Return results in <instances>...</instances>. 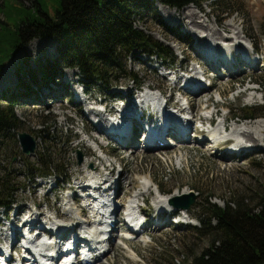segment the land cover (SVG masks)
<instances>
[{
  "label": "rangeland",
  "instance_id": "374dc122",
  "mask_svg": "<svg viewBox=\"0 0 264 264\" xmlns=\"http://www.w3.org/2000/svg\"><path fill=\"white\" fill-rule=\"evenodd\" d=\"M22 1L25 5H31L33 0ZM2 3V6H4L5 2ZM229 5L233 8H222V6L212 8V0H207L202 2L201 5L189 3L181 7L169 6L168 8L166 5L161 6L157 2L156 14L152 11H146L141 17L136 18V24L157 40L170 45L175 51V59L169 58L165 61L155 54H147L135 48L126 56V60L129 69L135 70L139 75V79L143 80V86L156 85L157 92L160 88H163L164 95L167 98L172 95V86L182 81L178 76H183V73L188 74L190 72L188 70L194 67H201V63L205 64L206 59L204 58L206 57L204 55L205 51L209 50V46L214 45L216 48V44L220 46L223 43H229L231 46L236 43L243 45V47L247 46V49L244 50L248 51L247 54L250 57L257 58L256 64L242 63L237 57H228L232 64L235 60L240 61L239 64H234L231 72L227 71L223 65L216 64V71L210 70L211 75L215 77L211 78L210 83L206 85L210 91L207 89L209 92H205V97L211 95L212 98V103L208 104L210 109L215 110L219 116L228 113L229 124L232 128L238 123L253 124L256 120L264 121V115L250 119L244 118L243 114L245 112L242 109L246 104L259 103L264 100L262 92L264 87L260 83V79L264 76V57H262L264 56V25H262L264 0H230ZM164 7L180 14L189 9L196 17L199 30L194 32L187 28L183 22L179 21L178 23L176 21L178 16H174L175 12H170ZM10 12L16 11L10 9ZM198 19L204 27L199 24ZM0 20L11 21V18L2 11L0 12ZM225 24L235 32L236 30L237 32L239 30L243 31V33L240 32L237 35L239 36L238 40H234L232 43L221 41L220 38H213L207 31L205 32V30L209 31V28L213 27L220 29L224 33L222 35L228 36V31L221 28ZM10 28L13 27L10 26ZM201 32H204V34L201 35ZM198 38L202 41H208V46H199ZM57 43V37L55 36H35L22 46L15 56L3 66V72L0 74V93L13 94L16 91V82L19 77L23 76L20 70L21 67L26 71H36V69L39 71L40 62L52 60L58 54ZM255 44L256 46H254ZM249 46L252 49L260 48L261 54L252 53ZM240 54L242 55V52ZM206 61L209 62L210 60ZM61 69L63 75L57 78V84L53 89L47 86L42 87L38 97L25 95L16 106V112L21 118L18 130L19 132L28 131L36 136L37 148L35 152L30 154L23 152L19 133L17 136L11 135L8 139L2 140L0 146V172L4 169V165H9L12 168L11 176L15 178L19 186V189L15 191L16 205L23 203L27 207L30 206L29 209H32L38 215L45 212L46 214L44 213L41 217L44 222L47 215H52L54 218H56L55 215L64 217L65 220L69 221L66 213H64V208L70 206L71 203L76 207L73 199L70 198L69 192L72 193L73 191L69 189V186L75 184L77 180V167L86 165L87 161L85 160H91L94 167L99 162L97 157L105 156L100 149L96 148L93 140L87 138L86 144L80 143V138L86 135L82 131L84 125L87 124L92 131L96 128L93 122L86 121L87 118L92 116L89 112L90 108L95 110L100 108H96L94 104L99 102V99H103L105 104H109L113 98H118V95H116L118 92L121 95L125 93L124 96L130 89L136 92V82L125 76L117 78L115 75H111L107 81L98 80L89 83L90 90L88 85L84 84L83 89L87 90V95L92 101L80 102L78 98H83L82 74L76 67H61ZM7 74L10 75L8 83L4 80ZM193 74L196 75V72ZM205 78L207 81V76ZM214 80L215 86L213 85ZM115 83L116 85H114ZM251 87L253 90L250 89ZM112 92L113 94L116 93L114 97L111 95ZM180 97L183 98L181 93L177 92L172 95V101L174 102ZM205 99H202V101ZM213 102H217V104L214 105ZM167 108H170V105ZM208 112L209 110L204 108L199 110V113L209 114ZM157 116H159V113ZM252 124L240 126H252ZM255 132L257 136L264 137V131L260 132L257 129ZM206 134L211 136L209 132ZM96 135L99 136H97L98 141H105L102 139L101 134L96 133ZM204 137V134H197L192 128L188 130L187 137H185L187 141L182 139L184 137L178 136L176 138L166 133L162 141L167 142V148L169 149H161L162 147L157 146L150 148L151 150L139 148L141 152L135 157L130 156L131 158L128 156L132 152V148L128 149L129 145L128 148H122L121 145H118L121 149H118L117 146H107L110 155L113 153L109 156V159L116 163V172L120 170L119 161L117 160L122 159L121 163L128 171L127 174L133 178L131 186L127 187L125 185V179L123 180L125 186L119 184L121 194L119 192L117 201L121 202V205L125 202L122 194L127 188V194L136 190V192H139L141 190L139 182L148 178L151 180L153 191L148 196V209L146 208L149 213L144 211L142 219L154 223L155 226H150L147 229L141 228L131 239L123 235L126 228H117L119 235H117L115 241L116 247L104 255L101 262L99 261L96 264H191L194 256L202 252L211 238L198 231L196 232L192 226L199 224L197 217H201L203 214L201 203L203 197L210 193L214 194L213 200L223 204L224 199L233 197L237 192H241L248 197H254L256 192L264 190V140H262V150L253 151L255 148L252 146L247 154H245L246 151H242L232 157H227L224 156L223 152L234 150L232 147L237 141L235 138L233 142L224 144L219 151V148L209 150L206 139L202 141ZM135 139L138 140L139 138L135 137ZM196 139L199 141H196ZM141 142L144 143V140H141ZM47 145L51 154L47 155L46 158L52 159L47 162L53 163L50 168L54 174L51 177L42 176L41 172L45 166L41 169L40 163L38 168H32L37 165L39 154L46 153ZM88 151H93L96 158L95 156H88ZM60 168H64L66 172L61 174ZM101 169L103 170L102 167ZM79 172L82 173V176H78L79 178L87 177L82 168ZM33 174L36 175L30 177ZM44 181H46L45 184H43ZM55 182H58L57 188L55 187L56 190H50ZM157 186L161 191L166 192L167 194H164L169 197L171 194L182 195L186 193L183 191L191 190L190 193H194L195 201L187 209L191 211L192 215L182 212L181 217H176L175 215H169V211L166 210L169 205L166 202H164L163 207L156 205ZM62 187L63 189H59ZM78 193L81 194V191L79 190ZM82 198L83 196L78 198L81 203L83 202ZM174 205L171 204L170 207L174 208ZM55 206L57 208H53ZM27 207L25 209L29 210ZM0 209V221L4 224L9 223L12 215L11 211L13 212L14 209L11 211L9 209L5 210L3 207ZM156 211L159 212L156 213ZM62 212L64 214L60 216ZM24 214H27V212H23L21 220L17 222L20 232L27 229ZM30 214L32 213H29L26 218H29ZM77 220L79 221L78 217ZM163 220L165 223H161ZM50 223L44 224L48 226ZM68 224L71 226L73 223ZM31 231L34 237L37 236L38 230L33 228ZM44 233L45 231L42 235ZM69 235L60 243L64 247H67V244L64 243H70ZM0 242L7 245L9 243L8 240H0ZM130 247L136 252L134 256L130 255ZM21 251H24V248H18L16 252H13V257L16 255L15 253L19 254ZM76 254V259L83 256L79 255V250ZM61 259L62 257H57L55 261L61 262ZM23 264L27 263L23 262ZM260 264H264V262Z\"/></svg>",
  "mask_w": 264,
  "mask_h": 264
},
{
  "label": "trees",
  "instance_id": "16d2710c",
  "mask_svg": "<svg viewBox=\"0 0 264 264\" xmlns=\"http://www.w3.org/2000/svg\"><path fill=\"white\" fill-rule=\"evenodd\" d=\"M207 0H33L25 5L22 0L0 2V12L11 21L0 20V74L3 66L29 40L35 36L57 37V55L50 61L40 62L39 71L21 67L13 94L0 93V146L2 140L17 136L21 118L16 106L23 96L38 97L42 87L54 88L57 78L63 75L61 67H76L82 74V84L109 76H125L141 86L143 80L135 70L129 69L126 56L138 48L155 54L162 60L175 59L174 49L157 40L136 24V18L146 11L156 14L157 2L166 6L181 7L189 3L201 5ZM2 2H5L2 6ZM212 8H228L230 0H212ZM10 9L16 12H10ZM262 25H264V20ZM12 26L13 28H10ZM190 39V38H189ZM61 72V73H59ZM264 87V76L260 79ZM263 96H264V90ZM245 116L264 115V100L242 107ZM263 113V114H262ZM237 116V115H236ZM46 153L39 154L42 176L54 174L48 145ZM1 151V150H0ZM0 172V208L10 209L15 191L19 189L12 168L4 165ZM61 174L66 171L60 168ZM37 174V173H36ZM36 174L30 175V177ZM207 194L201 203L203 214L199 224L192 225L196 232L210 236L209 244L191 264H260L264 262V190L248 197L237 192L224 203ZM1 210V209H0Z\"/></svg>",
  "mask_w": 264,
  "mask_h": 264
},
{
  "label": "bare ground",
  "instance_id": "6f19581e",
  "mask_svg": "<svg viewBox=\"0 0 264 264\" xmlns=\"http://www.w3.org/2000/svg\"><path fill=\"white\" fill-rule=\"evenodd\" d=\"M160 4V3H159ZM162 6V4H161ZM165 6V5H164ZM169 8V6H167ZM165 9H168L166 7H164ZM169 10V9H168ZM170 11V10H169ZM170 12H175L174 16H178V19L176 20L178 23L179 21L183 22V24L189 28L192 31H198L199 30V25L196 22V17L194 16V13L192 11H190L189 9L186 10L184 13L180 14L177 11H170ZM178 14V15H177ZM180 14V15H179ZM170 16V15H169ZM198 22L201 26H203V23L200 22V20L198 19ZM221 25V24H220ZM204 27V26H203ZM223 30L228 31V36H224L222 35L223 32H221L220 29H215L213 27L209 28L208 30H205V32L207 31L209 33L210 36H212L213 38H220L221 41H227V42H234V40H238L239 36H237L240 32L243 33L242 30H239L237 32L232 30V28L228 25H223L221 27ZM188 29V30H189ZM203 35L204 32H201ZM224 34V33H223ZM219 42V41H216ZM198 44L199 46H203L206 47V45L208 46V41H202L200 38H198ZM202 44V45H201ZM195 48V47H194ZM217 48V49H216ZM216 48L213 46H209V50L205 51V57L204 59L206 60H210L209 62H207L205 60V65L204 63H201V67H194L193 69H189L188 71H192L194 70L196 72V74L198 72H203L204 75L209 76L210 79L214 78L215 76H212L210 73V70L216 71V64L223 65L227 71L231 72L233 65L234 64H239V62L241 61L242 63H257V58L255 59V57H250L249 54H247V46L243 47V45L241 44H234V45H230L229 43H223V45H217L216 44ZM242 48V49H240ZM257 48V47H256ZM238 50V53H235L234 50ZM242 52V55H240L239 53ZM222 53H227V57L223 56ZM208 57V59H207ZM228 57H237L240 59V61L235 60L234 64H232V62L229 61ZM226 58V59H225ZM254 60V61H253ZM259 60V59H258ZM201 62V60H200ZM210 65V67H209ZM259 65V64H258ZM232 66V67H229ZM247 66V65H246ZM250 67V66H249ZM201 69V70H200ZM220 70V69H219ZM191 72L189 73L192 74L194 76L193 73L195 72ZM8 72V71H7ZM235 74V73H234ZM183 76H178V78H184L186 77V79L190 78L189 76H186L184 73L182 74ZM214 75V74H213ZM64 77V76H63ZM10 79V75L7 74L6 77H4V80L7 82ZM213 80V79H212ZM210 81V80H209ZM8 83V82H7ZM212 85V84H211ZM213 85L215 86V80L213 81ZM151 88H156V85H152L149 84L147 85ZM178 85L175 84L173 86V88H177ZM193 88H196L195 90H193ZM158 89V88H156ZM209 88L207 86H204L200 80H198L195 84H190L189 86H186L182 89V94L184 96H187L189 104H190V108L192 109L193 112V117H196L197 119H201V120H206L209 119V115L210 114H206V113H199V110L205 108L207 106V104L212 103V98L211 95L206 96L205 97V92L208 93ZM251 90L252 87L250 88ZM84 91L87 92L86 89H84ZM159 91L163 94L164 93V89L160 88ZM134 92V90L130 89L128 90V93H125L123 95H121V93H117L116 95H118V98H122L124 101L123 106L126 107V110L128 111L129 114L126 115V117L124 116V108H122L121 103L119 102L118 105H110L109 104H105L106 106V110H109L110 112H113L116 117L115 119H113V122H115V120H117V122L114 125V129L116 130V134L118 135V137L121 139V144H123V148L127 147L128 145L130 146L128 149L132 148V152L130 154H128L129 158H131L130 156H136L139 152H141V149L139 148H144L146 150H151L150 148H155L154 146L157 147H162L161 149L165 148L166 150L169 149L167 148V142L162 141L163 140V136L165 135V133L169 134V135H173L176 137L177 134L183 132L184 133V140L185 137H187V129L188 127H191L195 132L198 133H205L204 128H201L200 126L197 125V123L194 122V119L192 118L191 120L188 121H183L182 123H179L175 120V118L171 115L170 116V121L168 125H162V123H160V119H154V115H157L160 111V109H158V107L156 106L157 102L162 101V97L161 96H157V95H152L150 99H148V94L146 92H140L139 94H137L136 96L130 98V94H132ZM88 94V93H87ZM136 97V99H135ZM164 97L166 98V96L164 95ZM172 98V96H170ZM89 98V97H88ZM206 98L205 100L202 101V99ZM107 99V98H106ZM183 98H179L174 100V103L176 105V111H185L186 112V108L187 106L185 105V101L182 100ZM92 101V100H90ZM182 102V103H181ZM98 103V102H95ZM107 103V102H106ZM214 105L217 104V102H213ZM154 107V109H151V107ZM209 107V105H208ZM98 108V107H96ZM147 108H149V119H150V133L151 135L155 138V141L151 144L148 145L146 141L141 142L142 140V135L145 136L146 133V129L147 127L144 126V131H142V133L140 134L139 139H135V134H136V130H137V126H141V119L143 117V115L145 114ZM169 110V109H168ZM165 111V108H164ZM89 112L93 115H95L97 117L98 120H100L98 123H94V126H96V128L94 129V131L91 130V128L89 126L84 125L83 126V132L86 134L85 137H81L80 138V143L81 144H86V139H97L96 133L99 134H105V129H104V125L106 126L107 121H108V116H107V112L103 111L101 108L98 109H94V108H90ZM213 112H215V110H213ZM228 114V113H227ZM227 114H225L224 116H219L218 115V120L220 117V121L217 123L216 127L221 128L222 126H228V121H229V117L227 116ZM137 115V116H136ZM230 115V113H229ZM187 116V115H186ZM245 116V115H244ZM147 117V115H146ZM136 118V119H135ZM135 119V120H134ZM146 120V118H144ZM125 120H129L130 124H125L124 121ZM244 124H252V123H244ZM242 123H238L236 126H234L232 128V130L230 131L229 136H232L231 138H234L237 140L234 145H233V151H228V152H223L224 156L227 157H232L236 154H238V152H242V151H246L243 152L245 154L248 153L249 150H251L252 146L255 148V150H262L263 149V144H262V140H264V137L261 136H257L255 133V131L257 129L260 130V132L264 131V121H254V123L252 124V126L249 125H245L240 126V125H244ZM215 133H217V135H204L205 137L203 138L202 141H204L206 139V142L208 143V149L209 150H214V149H218L219 151L223 148L222 146H224L225 142L229 143L232 142V139H229L227 141L226 138H219V136H222V131H218L216 130ZM109 138H114V135H108ZM190 138V137H189ZM87 139V140H88ZM140 140V141H139ZM139 141V142H138ZM187 141V140H186ZM196 141H199L198 139H196ZM101 150L104 153V157L103 156H98V164H95V166L93 167V163L91 162V160H85L87 161L86 165L84 166H78L76 169V175H77V180L75 181V184H73L71 187L74 189L72 191H74L73 193H70V198L73 199L76 207L71 203L70 206H66L65 212L66 216L68 218L69 221L65 220L64 217H58L55 215L56 219L54 218L52 215H47L46 221L44 222V219H41L42 215L45 213H41L40 215L36 214L35 211H33L32 209H29L30 206L27 207V205L25 204H19L16 212L13 211L12 215L10 216V221L9 223H5L0 221V240L2 241H7L10 238L15 239L19 234H21V232L19 231V226H17V222L21 220V214L22 212H27V214H24V222L26 223V226L29 225L30 228L32 227H36L39 229L40 234H37V236L35 238L33 237H28V245H30L29 252L32 254V256H36V254L33 253V249H32V244L34 243L35 245V250L36 251H40V252H49L47 255L44 256H40V260L43 261H48L49 264H84V262L82 261L83 258H75L72 261H68V255L66 254L65 257H63L61 259V262L55 261V257L53 255H50V253L54 252V251H60L59 248L63 249L64 246L60 245V240H62L60 237L66 239L69 235V237H71L73 232H78L77 234H79L78 236V240H76V244H73L75 251L76 250H82L80 252L79 255H81L82 253H84L88 258H95L94 261H92V264H96L97 262H101V258L106 255L107 253H109L111 250H113L116 246L115 241L117 238V235H119L117 233V228L119 227H123L127 229V221L125 220L124 217V213L122 211V208L124 207V203L122 204V207H120L121 202L117 201L114 202V204L109 208V211L107 208L103 209V213L102 211H96V213L100 216L99 220H98V224L94 225L95 221L92 220L91 215L94 211V204L93 202H95L96 200H98L99 197H93V195L89 192H86L85 195L82 194L83 196V202L81 203L79 201V195H77V190L82 188L83 190L88 191L92 185H90L93 181L95 183V188L99 189L101 194H105L108 190V188L103 187V185H106V181L109 178H114V183L117 186V192L121 193V189L119 184H123V180L125 179V185L131 186L133 184V178L131 175L127 174L128 171L123 167V170H118L116 172V163H114L113 161H111L109 159V156L107 157V155H110V152L107 150V145L105 141V144H103L100 141H97ZM189 142V141H188ZM141 143V145H140ZM179 143V142H177ZM227 143V144H228ZM169 145V144H168ZM156 150V149H155ZM88 156H93L94 152H87ZM139 156V155H138ZM125 157V156H124ZM120 159V158H119ZM125 159V158H124ZM230 159V158H229ZM122 160V159H121ZM120 160V161H121ZM129 160V159H128ZM181 160V159H180ZM118 161V160H117ZM91 162V163H90ZM122 165V163H121ZM103 166V168L105 169V171L100 170L101 167ZM83 169L84 172L86 173L85 176H87L86 178L82 177L79 178L78 176H82V173L79 172L80 169ZM118 173V175H117ZM128 182H127V180ZM151 180L148 179H144L143 181L139 182V185L141 186V190L139 192H134L133 193V199L130 200L131 203L130 205H134V202L136 201V197H141L144 196L145 199H147V197L149 196V194L153 191V189L151 188ZM46 181H44L43 184H45ZM123 184V186H125ZM122 186V187H123ZM53 187H51L50 190H52ZM159 191H161V189L159 188ZM191 190H185L183 192H190ZM179 192V191H178ZM182 192V193H183ZM176 195L178 194H171L170 197L167 196V198L172 202L173 198L176 197ZM166 198V199H167ZM165 199V200H166ZM95 200V201H94ZM69 202V200H68ZM67 202V203H68ZM155 202L160 205V207L164 206V201L162 197H159L158 195L156 196ZM28 208L29 210H26L25 208ZM53 208H57L56 206ZM26 210V211H25ZM62 210V209H61ZM39 211V210H36ZM159 211H156V213H158ZM189 213L191 214V211H188L187 208H185V213ZM29 213L30 217H28ZM62 212V214L60 216H63L64 214ZM133 213H136V207L133 206ZM46 214V213H45ZM34 215V216H31ZM59 215V214H58ZM52 216V217H49ZM81 216V217H79ZM87 216V217H85ZM77 217L79 219V221L77 220ZM139 218V217H136ZM62 219V220H60ZM110 220V225H112V230L110 231V236L106 237L107 231H106V226H104V222L106 220ZM48 224V222H51L52 224L56 225V228L54 230H52L51 232L47 229V225H45L44 223ZM73 223L71 226H69L68 223ZM149 222V221H148ZM147 221L141 222L137 221L135 222V225H132L134 229H136L138 227V225H140V229L141 228H149L150 226H153L154 223H148ZM50 223V224H51ZM138 223V225H136ZM140 223V224H139ZM161 223H165L164 220ZM42 224L44 225L42 227ZM41 225V227H40ZM162 225V224H161ZM155 226V225H154ZM87 228H92L96 231H98V236H101L100 239H96L93 240V238L89 239V235L90 232H87ZM133 229V231H134ZM82 230H84V236H81L79 232H81ZM43 231L46 232V234H50L53 235L52 238L54 239H46V237L44 235H42ZM72 232V233H71ZM87 232V233H86ZM45 234V235H46ZM87 234V235H85ZM93 236V235H92ZM51 238V237H48ZM93 240V242H92ZM147 241V240H144ZM97 242L99 243V246L97 244ZM131 243V242H130ZM104 244H108L107 249L104 250L103 252H101L102 250H98L102 245ZM58 248V250H57ZM131 251H130V255L134 256L135 250L132 249L130 247ZM37 257V256H36ZM16 264V263H14ZM18 264H21L20 261H18ZM32 264H41L39 262V259H35L32 261Z\"/></svg>",
  "mask_w": 264,
  "mask_h": 264
},
{
  "label": "water",
  "instance_id": "95a60500",
  "mask_svg": "<svg viewBox=\"0 0 264 264\" xmlns=\"http://www.w3.org/2000/svg\"><path fill=\"white\" fill-rule=\"evenodd\" d=\"M19 139L22 150L25 154H30L35 152L37 148V141L36 136L28 131H20L19 132ZM173 199L183 201L181 204L183 207H189L195 200L194 193H183L182 195H176Z\"/></svg>",
  "mask_w": 264,
  "mask_h": 264
}]
</instances>
